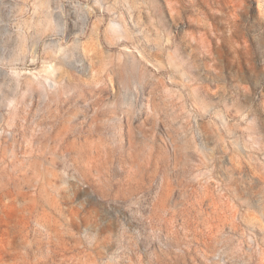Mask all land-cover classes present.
<instances>
[{
	"label": "rangeland",
	"instance_id": "rangeland-1",
	"mask_svg": "<svg viewBox=\"0 0 264 264\" xmlns=\"http://www.w3.org/2000/svg\"><path fill=\"white\" fill-rule=\"evenodd\" d=\"M0 264H264V0H0Z\"/></svg>",
	"mask_w": 264,
	"mask_h": 264
}]
</instances>
